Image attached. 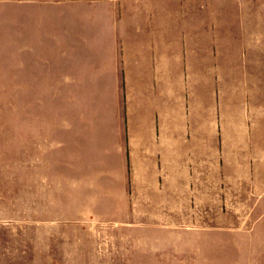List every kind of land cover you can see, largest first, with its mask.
<instances>
[{
    "label": "crops",
    "instance_id": "0c3cea01",
    "mask_svg": "<svg viewBox=\"0 0 264 264\" xmlns=\"http://www.w3.org/2000/svg\"><path fill=\"white\" fill-rule=\"evenodd\" d=\"M25 4L29 132L90 167L128 253L257 252L264 0Z\"/></svg>",
    "mask_w": 264,
    "mask_h": 264
},
{
    "label": "rangeland",
    "instance_id": "374dc122",
    "mask_svg": "<svg viewBox=\"0 0 264 264\" xmlns=\"http://www.w3.org/2000/svg\"><path fill=\"white\" fill-rule=\"evenodd\" d=\"M25 2L0 3V264H264L261 238L255 253L145 255L140 263L128 253L122 222L96 217L107 211L91 203L107 191L96 189L90 167L66 166L55 139L29 132Z\"/></svg>",
    "mask_w": 264,
    "mask_h": 264
}]
</instances>
